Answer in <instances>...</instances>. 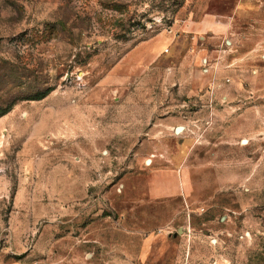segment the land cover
<instances>
[{
	"label": "rangeland",
	"instance_id": "1",
	"mask_svg": "<svg viewBox=\"0 0 264 264\" xmlns=\"http://www.w3.org/2000/svg\"><path fill=\"white\" fill-rule=\"evenodd\" d=\"M0 264H264V0H0Z\"/></svg>",
	"mask_w": 264,
	"mask_h": 264
},
{
	"label": "crops",
	"instance_id": "2",
	"mask_svg": "<svg viewBox=\"0 0 264 264\" xmlns=\"http://www.w3.org/2000/svg\"><path fill=\"white\" fill-rule=\"evenodd\" d=\"M148 192L151 197L159 198V197L171 195L172 193H174V187L172 186L157 187L156 185H153V184L151 185L150 180H149Z\"/></svg>",
	"mask_w": 264,
	"mask_h": 264
},
{
	"label": "water",
	"instance_id": "3",
	"mask_svg": "<svg viewBox=\"0 0 264 264\" xmlns=\"http://www.w3.org/2000/svg\"><path fill=\"white\" fill-rule=\"evenodd\" d=\"M181 130H183V126H177L175 127V133H179ZM246 140H243V142H245Z\"/></svg>",
	"mask_w": 264,
	"mask_h": 264
}]
</instances>
